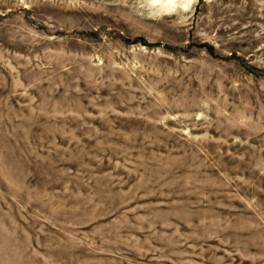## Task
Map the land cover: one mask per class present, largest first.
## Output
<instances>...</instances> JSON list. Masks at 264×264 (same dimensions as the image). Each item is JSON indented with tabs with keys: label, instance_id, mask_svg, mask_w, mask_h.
<instances>
[{
	"label": "rangeland",
	"instance_id": "374dc122",
	"mask_svg": "<svg viewBox=\"0 0 264 264\" xmlns=\"http://www.w3.org/2000/svg\"><path fill=\"white\" fill-rule=\"evenodd\" d=\"M152 1L0 0V264H264V0Z\"/></svg>",
	"mask_w": 264,
	"mask_h": 264
},
{
	"label": "bare ground",
	"instance_id": "6f19581e",
	"mask_svg": "<svg viewBox=\"0 0 264 264\" xmlns=\"http://www.w3.org/2000/svg\"><path fill=\"white\" fill-rule=\"evenodd\" d=\"M192 1L193 0H153L152 2L158 4L160 8H165V10H170L176 6H178L181 10H185Z\"/></svg>",
	"mask_w": 264,
	"mask_h": 264
}]
</instances>
